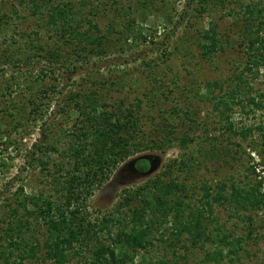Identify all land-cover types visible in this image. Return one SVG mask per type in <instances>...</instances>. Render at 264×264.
Instances as JSON below:
<instances>
[{
    "label": "rangeland",
    "instance_id": "374dc122",
    "mask_svg": "<svg viewBox=\"0 0 264 264\" xmlns=\"http://www.w3.org/2000/svg\"><path fill=\"white\" fill-rule=\"evenodd\" d=\"M105 1L106 11L96 17L97 22L103 32H106L110 20L115 18L114 35L118 37L122 30L120 24L124 21L123 16L118 18L112 10L113 0ZM188 1L158 0L143 22L135 6L136 0H124V6L128 3L134 5L133 12L138 18L135 30L143 29L147 38L120 41L117 48H113L116 50L106 56L93 55L87 59L74 56L73 62L67 61L68 67H73L74 64L80 67L74 73H69L64 70L66 65H53L45 59L37 60V57L28 64L15 65L6 60L4 51L7 49L14 50L21 46L25 51L29 47L36 54L33 45L44 42L50 45L57 41V37L52 39L53 31L48 32L39 25L38 16L32 12L27 0L23 3L20 0H0L1 10L9 16L6 21H0V83H5L13 75L19 80L11 93L6 95V92H0V248L6 244L2 232L5 226L2 219L7 220L8 214L5 205L13 201L19 187L23 186L26 193H35L44 185L48 190L51 189L50 185L40 183L45 175H41L34 157L42 153H34L37 152L34 144H52L58 133H62L60 129H67L68 132L74 130L78 113L70 110L71 116L68 117L61 112L63 97L74 89L90 85L86 82L82 84L89 75H96L101 81L97 87L100 86L99 91L110 104L122 100L125 101V107H128L131 104L135 106L138 99L142 100L138 114L146 135L158 138L159 141L161 138L179 135L194 139L188 148L182 147L177 140L165 152L159 149L146 151L122 162L113 171L109 181L98 188L89 200L93 218H102L114 211L124 195V188L144 185L163 176L169 163L187 157H194L191 160V163L194 162L192 170L180 169L177 162L171 175H165H168V179H177L185 185L187 195H183L184 200L193 207H201L199 199L203 194L204 184L215 189L218 183H224L229 193L233 183L246 187L257 181L261 182L262 191L264 178L259 179L257 176L255 162L260 160L264 163V128H257L264 127V108H256L250 99L255 98L264 104V96H260L264 94V66L260 67L257 77L253 79L251 74L244 72L243 78L250 82V89H247L246 82L242 84L239 102L231 101L233 110L227 113L229 120L220 113L223 106L218 105L216 110L213 103L202 96L208 92L209 82L218 81L228 91L237 85L234 77L239 72L246 71L245 66L248 64L249 36L244 23L246 13H242L240 8L250 3H259L264 7V0H226L223 8L221 5L215 6V0H209V9L204 15L193 9L197 1L193 6H189ZM94 3L100 2L94 0ZM187 9L190 11L192 28L185 22L172 34L174 24L169 21L170 16L178 19ZM211 22L222 35L228 36L229 47H226V51L218 52L212 59H202L197 49V40L191 35L207 30ZM176 45L179 47L176 48ZM63 47L62 51L65 53V45ZM50 67L57 69L54 74L56 81L53 79L57 90L47 96L42 93L39 100L43 105L42 110L35 113L29 97L33 90H37L36 79L41 69L48 71ZM49 81H52L51 74L43 82ZM213 89L215 94H219V87ZM175 107L179 108L178 113ZM192 118L196 123L191 122ZM16 125L19 127L17 130ZM47 128L52 130L48 139L44 137ZM249 128L253 130L249 131ZM65 146L62 144L60 147ZM52 157L59 158L57 153H52ZM248 167L253 168L249 170ZM56 195L58 196L55 193L54 197ZM188 213L187 210L186 215ZM249 216L252 223L248 220ZM212 217L216 221L209 222L207 231L212 237L218 233L217 229H221L222 233L231 235L230 239L243 238L242 249L238 254L225 257L221 264H264V205L261 208L244 209L228 202H215ZM172 221L170 218L159 231L154 230L153 244L147 252H138L130 264H148L143 260L144 257L161 258L163 254L171 259L172 264H195L205 257L207 251L217 246V243L207 240H201L198 244L189 240L177 241L176 236L170 233L174 228ZM39 239L42 240L43 236H39ZM173 250H176V255ZM227 251L228 248L225 247V253ZM0 264H4L2 259Z\"/></svg>",
    "mask_w": 264,
    "mask_h": 264
},
{
    "label": "trees",
    "instance_id": "16d2710c",
    "mask_svg": "<svg viewBox=\"0 0 264 264\" xmlns=\"http://www.w3.org/2000/svg\"><path fill=\"white\" fill-rule=\"evenodd\" d=\"M20 1L23 3L25 0ZM157 1L136 0L135 6L143 22ZM196 1L197 5L193 9L204 15L209 9V0H189L188 5L193 6ZM99 2L96 4L94 0H27L32 12L38 16L39 25L48 32L53 31L51 38L56 36L57 41L50 45L48 42L33 45L37 55L32 53L29 47L23 51L22 47L18 46L14 50H5L4 57L15 65L28 64L37 57V60L45 59L53 65H66L64 70L74 73L80 66L67 65V61H74V56L81 59L93 55L106 56L116 50L113 48H117L120 41L137 37L147 38L143 29L135 30L138 18L133 12L134 5L128 3L124 6V0H113L114 6L111 7L118 18L123 16L124 19L120 24V35H114L115 18L110 20L107 31L103 32L96 17L106 11L107 1ZM225 4L226 0H215V6L221 5L223 8ZM1 8L0 3L2 23L9 16ZM240 11L246 13L244 23L249 36L246 71L239 72L234 77L237 85L230 91L221 87L218 81H213L208 83V92L202 96L211 101L216 110L218 105L223 106L224 109L220 113H223L227 120L230 118L227 113L233 110L231 101L239 102L242 84L246 82L247 89H250V82L243 78L244 72L251 74L253 79L257 77L260 67L264 66V7L259 3H250L242 6ZM189 16V9L183 11L178 19L170 16L169 21L174 24L172 34L185 22L192 28ZM210 25L207 30L191 35L197 40V49L202 59H212L218 52L226 51V47H229L228 36L222 35L213 22ZM64 45L65 53L62 51ZM178 47L179 45H176V48ZM56 72L57 69L53 70V67L48 71L42 68L41 73L37 75V90H33L29 97L35 113L42 110L43 105L39 101L42 93L47 96L57 90V85L53 83V79L56 81ZM50 74L52 81L43 82ZM17 78L13 75L9 80L6 79L3 85L0 83V92L4 91L6 95L11 93L13 87L19 84ZM84 82L90 85L74 89L63 97L61 112L68 117L71 116L70 110L78 113L74 130L68 132L67 129H60L62 133H58L56 141L52 144H34L37 147V152L34 153H42L34 157L41 175H45L40 183L50 185L49 190L54 193L49 192L45 185L35 193H26L24 187L20 186L13 201L5 205L8 214L7 220L2 219L5 224L2 232L6 244L0 248V259L4 264H130L138 252L148 251L153 244L154 230L159 231L170 218L174 226L170 233L176 236L177 241L189 240L198 244L201 240H207L213 244L217 243L214 249L207 251L205 257L195 264H221L225 257L237 255L242 249L243 238L230 239L231 235L222 233L217 226L218 233L214 237L207 233L209 222L216 221V218L212 217L213 204L228 202L244 209L261 208L264 205L261 182L256 181L246 187L233 183L229 193L224 183H218L215 189L204 184L203 194L199 199L201 207H193L184 200L183 195H187L185 185L166 176L171 175L177 162L180 169L192 170L194 162L191 163V160L194 157L181 161L175 159L167 165L163 176L156 177L144 185L124 188V195L114 211L102 218H93L89 210V200L98 188L109 181L113 171L122 162L146 151L159 149L165 152V149L177 140L182 147L188 148L194 139L191 136L179 135L161 138L159 141L158 138L146 135L138 114L142 100L138 99L135 106L131 104L128 107H125V101L122 100L110 104L99 91L100 86L97 87L101 81L96 75H89L82 84ZM118 82L123 83L121 80ZM214 87H219V94L214 93ZM250 101L256 108H264L262 101H256L255 98ZM175 110L178 113L179 108L175 107ZM192 120L191 122L196 123L193 118ZM18 128L16 125L15 129ZM47 130L44 137L48 139L52 130ZM250 130L253 129L249 128ZM10 140L8 141L11 142ZM62 144L66 146L61 148ZM52 153H57L59 158L52 157ZM145 161L148 162V159ZM251 168L248 167L249 170ZM55 193L58 196L54 197ZM187 210L189 213L186 215ZM248 220L253 222L250 216ZM251 233L250 230L249 234ZM39 236H43V239H39ZM225 247L228 248L227 253ZM173 252L176 255V250ZM143 260L148 264H172L166 254L161 258L144 257Z\"/></svg>",
    "mask_w": 264,
    "mask_h": 264
},
{
    "label": "built area",
    "instance_id": "2783aa9c",
    "mask_svg": "<svg viewBox=\"0 0 264 264\" xmlns=\"http://www.w3.org/2000/svg\"><path fill=\"white\" fill-rule=\"evenodd\" d=\"M255 163H257L255 165V170H256L257 176L259 177V179H263L264 178V163H262V161H260V160L255 162ZM262 192L264 193V182L262 185Z\"/></svg>",
    "mask_w": 264,
    "mask_h": 264
}]
</instances>
